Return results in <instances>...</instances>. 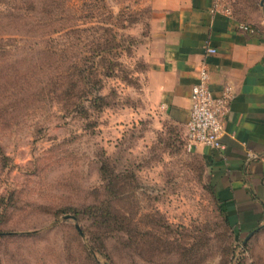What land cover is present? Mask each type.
<instances>
[{
	"label": "rangeland",
	"instance_id": "rangeland-1",
	"mask_svg": "<svg viewBox=\"0 0 264 264\" xmlns=\"http://www.w3.org/2000/svg\"><path fill=\"white\" fill-rule=\"evenodd\" d=\"M5 1L13 16L0 4L4 59L24 68L49 47V67L63 70L62 83L75 62L97 69L102 83L90 75L78 83L82 93L91 85L89 100L60 103L21 82L0 95V232L10 234L0 238V264H264V231L248 252L247 241H236L184 129L140 116L154 0ZM97 93L106 100L101 108L91 102ZM105 158L117 175H133L131 185L117 181L106 222L103 211L75 216L65 208L106 205Z\"/></svg>",
	"mask_w": 264,
	"mask_h": 264
},
{
	"label": "crops",
	"instance_id": "crops-1",
	"mask_svg": "<svg viewBox=\"0 0 264 264\" xmlns=\"http://www.w3.org/2000/svg\"><path fill=\"white\" fill-rule=\"evenodd\" d=\"M213 3L154 0L142 93L146 109L140 116L152 114L185 130L192 87L205 60L215 95L226 83L234 86L222 136L225 148L196 145L191 152L205 163L237 238L247 241L251 232L264 229V4L262 15L247 21L255 26L249 32L239 27L245 21L235 14L213 13ZM207 46L217 53L207 56Z\"/></svg>",
	"mask_w": 264,
	"mask_h": 264
},
{
	"label": "trees",
	"instance_id": "trees-1",
	"mask_svg": "<svg viewBox=\"0 0 264 264\" xmlns=\"http://www.w3.org/2000/svg\"><path fill=\"white\" fill-rule=\"evenodd\" d=\"M14 1H17V0H14ZM233 1H234V4H233L234 14L236 16H238L240 19L244 20L245 21V22H243L244 24L250 25L251 27L255 28L254 24H252V25L250 23L248 24L247 21H254L256 19L255 17H252V15L254 13H258L261 10V8H262L261 1L262 0H233ZM0 4H2L8 10L7 13L4 12L3 14L4 15L9 14L12 17L13 16V14H12L13 7L11 5V1L6 2L5 0H0ZM3 48L4 47L0 45V95L4 94L3 90H7V87L13 88L14 85H16L18 82H21L23 84V86H26L27 90H29V87H32L33 85L36 88L38 87V90L42 89L41 92L36 93L37 95H40L43 92L52 93L54 95V98L60 103L65 102V100L67 98H68V100H70V98H77V99L85 98V100H89L88 97H90V95H91L90 94L91 91L89 88H91V85H90V87L89 86L86 87V89L88 88L86 93H82L83 90L81 91L79 89L78 83L83 82L87 85V83L89 82V75L93 78V80L94 79L97 80V81H93L92 84H97V82L102 83V81H100L96 77L97 73H99L97 69H95L93 66L88 67L87 69L86 68L83 69V68H80L76 62L72 64V66L69 68L68 72H66V71L64 72V74L67 75L66 78L67 79L70 78V80H71L70 85L71 86L65 85L68 82L66 80V78L63 79L64 83H62L61 78H62V76L64 77L63 70L61 68L59 69L58 67H53V68H51V66L49 67L48 61L50 60L49 59L50 55H47V56L45 55V53H47L46 51H49L51 49L49 47H44L42 49L43 56L41 59H39V61L35 65H30L28 62H25V64L28 66L24 67V68H22V67L20 68L19 66H15V65L11 64L10 63L11 61L8 58L4 59ZM101 50L103 51L104 49H101ZM52 53L54 54L55 51ZM34 66H36L35 69H36V71L37 70L39 71V75L42 78L39 81H33L34 77L36 76V74L33 73ZM49 69L55 70V72L52 74V76L47 73V70H49ZM110 75H111V73H110ZM47 76H51L49 78L54 79L51 81L57 80L58 83L46 81L44 78H46ZM75 76H77L79 79H75ZM20 78H24V79L21 81ZM77 86H78V89L76 88ZM55 87H57V88L54 89ZM98 87H99V84H98ZM92 89H96V85H93ZM32 94H34V93H32ZM37 95H36V97H37ZM92 96H93V99L91 100V102L93 104V108H95L96 106H99V108H101V106L106 104V100H105L104 96H102L98 93L95 94V96L94 95H92ZM80 102L81 101H79V103ZM79 103H78V101H76V102L74 101V103H72V104L76 105V106H74L75 108H80L83 111L84 108L82 107V104H81L82 102L80 104ZM170 126H174V125H170ZM183 137L186 140L185 130L183 131ZM101 172H102L103 180L106 181L105 190L108 193V199L105 200L106 205H104V207L102 209H100L98 207V205H93V204L85 205L83 207H66L65 209L72 210V213L75 216L79 217L80 215H84L86 217L88 216L89 219H90V217H97L99 215V212L103 211L104 216H105L103 218V220L105 222L108 220V217H111L112 211L110 208V205H111L110 202H112L113 198H116L118 196V194H117L118 190L116 189V186L118 184L117 181L122 183V187L129 186V185H131L130 180L133 177V175L132 174L131 175H117L115 173V169L111 168V166H110V159L109 158H105L102 161ZM132 194H133V191H132V193L131 192H127V193L121 192V198L122 199L129 198V197H131ZM220 209H221L222 213L224 214L227 227L229 229H231L232 233H234V235L236 237V241H238L239 239L237 238L236 231L232 227L230 220L228 218V215L225 212L222 205L220 206ZM64 213L68 214V211H65ZM119 228H121V226ZM122 228H124V227H122ZM122 230H124V229H122ZM81 231H82V229H81ZM263 231H264V229L254 233L252 236H250L247 239L246 246H245V249H247V252H248V244L252 240H254ZM129 232H130V230H129ZM8 235H10V234H8ZM8 235H5L4 233L0 232V238L8 236ZM93 244H94V242H93ZM238 246H239V244H238ZM94 248L96 249L95 244H94ZM236 258L239 259V256H237Z\"/></svg>",
	"mask_w": 264,
	"mask_h": 264
},
{
	"label": "built area",
	"instance_id": "built-area-1",
	"mask_svg": "<svg viewBox=\"0 0 264 264\" xmlns=\"http://www.w3.org/2000/svg\"><path fill=\"white\" fill-rule=\"evenodd\" d=\"M213 13H221L233 17L234 12L227 0H214ZM239 27L249 32L254 28L247 24ZM217 49L213 46L206 47V55H214ZM235 98L234 86L226 83L219 95H215L211 88V71L207 60L201 63L198 81L193 85L190 100V114L185 124V137L188 150L193 146L202 145L214 149L225 148L222 136L225 131V118L231 110L232 101ZM251 157H259L258 154H250Z\"/></svg>",
	"mask_w": 264,
	"mask_h": 264
},
{
	"label": "water",
	"instance_id": "water-1",
	"mask_svg": "<svg viewBox=\"0 0 264 264\" xmlns=\"http://www.w3.org/2000/svg\"><path fill=\"white\" fill-rule=\"evenodd\" d=\"M70 217H71V216L68 215V216H65L64 218H70ZM72 217H73V216H72ZM74 218H75V217H74ZM76 227L78 228V230L80 231V233L82 234V236H84L83 232L81 231V228H80L79 224H76ZM253 233H254V231L251 232V233L249 234L248 238H249ZM245 242H246V240H245Z\"/></svg>",
	"mask_w": 264,
	"mask_h": 264
}]
</instances>
